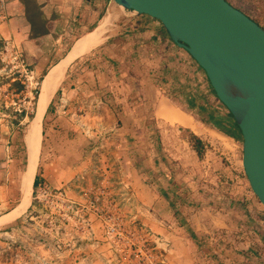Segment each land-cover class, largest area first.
I'll return each mask as SVG.
<instances>
[{
    "label": "rangeland",
    "instance_id": "rangeland-1",
    "mask_svg": "<svg viewBox=\"0 0 264 264\" xmlns=\"http://www.w3.org/2000/svg\"><path fill=\"white\" fill-rule=\"evenodd\" d=\"M24 1L33 33L48 27L46 16L59 17L45 0ZM228 1L252 4L264 27V0ZM111 5L116 20L98 47L89 38L102 6L57 50L58 33L46 42L58 56L74 43L48 62L64 78L41 120V186L0 225V264H264V207L243 172L241 142L202 119L227 109L197 63L157 32L158 21ZM9 33L8 21L0 29V164L4 153L26 171L29 162V173L24 134L38 113L35 91L53 70L31 72L34 57ZM162 108L188 114L198 130L165 121ZM192 134L204 144L201 157Z\"/></svg>",
    "mask_w": 264,
    "mask_h": 264
},
{
    "label": "water",
    "instance_id": "water-1",
    "mask_svg": "<svg viewBox=\"0 0 264 264\" xmlns=\"http://www.w3.org/2000/svg\"><path fill=\"white\" fill-rule=\"evenodd\" d=\"M109 1L158 21L201 67L240 130L243 172L264 207V27L228 0Z\"/></svg>",
    "mask_w": 264,
    "mask_h": 264
},
{
    "label": "crops",
    "instance_id": "crops-1",
    "mask_svg": "<svg viewBox=\"0 0 264 264\" xmlns=\"http://www.w3.org/2000/svg\"><path fill=\"white\" fill-rule=\"evenodd\" d=\"M19 1L20 0L6 1L4 9L6 18L0 24V29L5 24L7 25L9 21L10 33L8 35L10 37H15V43H11V45L19 47L25 53V55L34 57L35 61L33 63L31 72L35 74L41 73L45 69V67L48 66V62H50L51 58H55L56 60L55 62H53V64L56 63L63 55H65L69 51L74 43H72L70 48H67L68 50H65L66 52H63V54H60L61 56H58L54 50H48L45 47L47 44L46 42L49 41L50 38H53L54 34L58 33L56 39L53 41L56 49L57 44H60L61 47L63 43L66 42L67 35L69 34V31H71L73 26H75L74 28H82L88 26L90 22L89 16L94 14V12H97L98 7L102 6L103 8L100 12H97V19L98 17L102 18L105 13H107V11L113 8L111 5L112 3H110L109 0L108 2L107 0H45L44 3L46 5V8L54 7L56 11H59V17H55L54 20H51L50 17L46 16L48 26L47 29H49V31L45 34H36L34 36H31V23L25 15V6L21 4L22 2L20 3ZM134 18H136L135 20H142L140 17ZM70 19L75 20V22ZM137 23L138 22L133 21V24H135L136 26H138ZM77 36H75V39L77 38ZM46 51L48 53H46ZM53 64L48 67L50 68ZM44 78H46V75L44 76ZM0 129L4 130V126L2 125ZM2 158L3 162L0 164V225L8 224L9 222H12L17 217H19L15 214V208H18L19 206L21 207L23 205L25 198L24 185L26 182L25 180L28 178L29 169V162L28 169L26 171L25 168L27 164L25 165V168L22 169L20 168V166H18V163H14V159L6 156V154L3 153ZM35 170L36 171L34 173L31 185L32 191L34 188V180L37 172V169ZM5 188H7L9 192L7 196L5 195L2 197V191L5 190ZM13 202H15L16 204H12Z\"/></svg>",
    "mask_w": 264,
    "mask_h": 264
},
{
    "label": "bare ground",
    "instance_id": "bare-ground-1",
    "mask_svg": "<svg viewBox=\"0 0 264 264\" xmlns=\"http://www.w3.org/2000/svg\"><path fill=\"white\" fill-rule=\"evenodd\" d=\"M116 16L117 15L114 8H112L111 10L107 11V13H105V15L100 20L98 29L96 30V32H94L92 37L89 38L92 45L98 47L99 42L104 38L106 39L109 36V33L112 30V26L114 25V22L116 20ZM63 78H64V74L62 72L53 70V72H50V74H48L46 78L43 79V82L41 84L39 100H38L37 116L33 120V122L29 125L28 129L24 134L25 142L28 146L29 151L31 152L30 153L31 156L33 157L31 162L33 169L29 171L28 178L25 180L26 182L24 185L26 198L30 197L32 193L31 185L35 173L36 160L38 159L37 150L39 149L38 146L40 145L42 116L46 107L50 103L52 96L54 95L59 85L61 84ZM160 110L161 111L159 114L161 118H163L165 121L169 123H178L181 125H185L186 127L188 126L192 130H198V126L195 120H193V118L190 117L188 114L173 108L170 109L162 108Z\"/></svg>",
    "mask_w": 264,
    "mask_h": 264
},
{
    "label": "trees",
    "instance_id": "trees-1",
    "mask_svg": "<svg viewBox=\"0 0 264 264\" xmlns=\"http://www.w3.org/2000/svg\"><path fill=\"white\" fill-rule=\"evenodd\" d=\"M24 5H25V15L27 17V19L29 20V22L31 23V36H34L36 34L39 33H33V29H35L34 24H36V21L34 20V16H32L28 10V5H27V1H24ZM231 3V2H230ZM235 7L239 8L240 10H242L244 13H246L249 17L250 13H254L255 10L252 7V4H247L245 2H241L238 1L237 3L233 4ZM40 18L42 20V16L40 15ZM252 18V17H251ZM255 20V18H252ZM257 23L258 21L255 20ZM43 21H39L40 24ZM148 23L144 22L143 23V28H145V25ZM49 29L44 28V30L40 33H47ZM157 32H159V34H164L166 35L167 38H169V36L167 35L166 31L163 29L162 25L159 24L158 30ZM170 39V38H169ZM171 40V39H170ZM185 51V50H184ZM187 53V51H185ZM188 54V53H187ZM189 55V54H188ZM190 56V55H189ZM191 57V56H190ZM192 58V57H191ZM193 59V58H192ZM194 60V59H193ZM199 66V65H198ZM200 67V66H199ZM201 68V67H200ZM202 70V69H201ZM203 71V70H202ZM204 72V71H203ZM46 73V72H45ZM208 85L210 88V91L212 92V94L215 96V98L217 99L214 91L212 90V88L210 87L209 81H208ZM41 90V89H40ZM39 90V92H40ZM35 94L38 95V90L35 91ZM49 108V106H48ZM24 112V111H22ZM207 116L206 117H202L203 120H205L206 122L211 123L215 128H217L219 131H221L222 133H224L225 135L233 138L234 140L241 142V133L240 130L235 122V120L233 119L232 115L227 111L226 114H223L221 116H215L213 115V113H206ZM191 144H192V148L194 149V151L196 152L198 157H201L203 154V150H204V144L202 143L201 139L199 137H197L196 135L192 134L191 135ZM39 179H40V174L37 171L36 175H35V180H34V187L37 186V184L39 183ZM191 234H194L193 231H190Z\"/></svg>",
    "mask_w": 264,
    "mask_h": 264
},
{
    "label": "built area",
    "instance_id": "built-area-1",
    "mask_svg": "<svg viewBox=\"0 0 264 264\" xmlns=\"http://www.w3.org/2000/svg\"><path fill=\"white\" fill-rule=\"evenodd\" d=\"M7 0H0V24L5 20L6 15L4 13L5 4ZM39 187L41 186V183L39 182L37 184Z\"/></svg>",
    "mask_w": 264,
    "mask_h": 264
}]
</instances>
